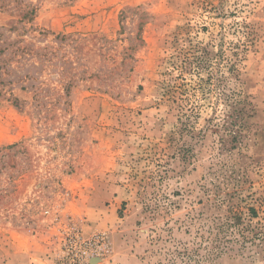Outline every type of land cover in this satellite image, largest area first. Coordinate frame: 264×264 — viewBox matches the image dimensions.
<instances>
[{
  "label": "rangeland",
  "instance_id": "rangeland-1",
  "mask_svg": "<svg viewBox=\"0 0 264 264\" xmlns=\"http://www.w3.org/2000/svg\"><path fill=\"white\" fill-rule=\"evenodd\" d=\"M229 104L240 148L199 133ZM71 227L98 264H264V0H0V264Z\"/></svg>",
  "mask_w": 264,
  "mask_h": 264
},
{
  "label": "built area",
  "instance_id": "built-area-1",
  "mask_svg": "<svg viewBox=\"0 0 264 264\" xmlns=\"http://www.w3.org/2000/svg\"><path fill=\"white\" fill-rule=\"evenodd\" d=\"M109 252L104 234L95 233L87 237L71 227L63 242L60 264H98L96 261L106 259Z\"/></svg>",
  "mask_w": 264,
  "mask_h": 264
},
{
  "label": "trees",
  "instance_id": "trees-1",
  "mask_svg": "<svg viewBox=\"0 0 264 264\" xmlns=\"http://www.w3.org/2000/svg\"><path fill=\"white\" fill-rule=\"evenodd\" d=\"M229 105L232 106L233 104L232 105L229 104ZM234 106L235 105H233V110H229L228 113L226 114L227 118H229V119L225 118V121L223 123H214V124L209 123L206 126L205 130H200V132H199L200 136L202 138H204L206 130H208V128H210L211 125L219 126L220 131H224L225 133L232 135L231 141L234 142L232 144L233 145L232 148H240V146L237 145V142L239 141V138L241 137L239 135V133H242L244 131V129L249 126V124L246 121V118H247L246 114L248 111L246 110V108L239 109L238 107H236L234 109ZM184 132L185 133H191L192 129L188 128V126L184 124V126L181 127V133H184ZM227 142L228 141L226 139L221 140L222 144H226ZM251 210H253V209H251ZM219 222L220 223H217V228L218 229L224 228L226 231L227 227L229 229V227L239 225L241 223V219L236 212H231L229 215L226 216L225 220H223L222 222L221 221H219ZM225 238L226 237L224 236L222 239H220V237L218 238V236H216V239L213 241L218 242L220 240L222 241ZM225 241H226V239H225ZM223 250H224V248H222L221 246L215 245L214 247H212L210 249L207 257L209 258L213 255L219 254V253L223 252Z\"/></svg>",
  "mask_w": 264,
  "mask_h": 264
}]
</instances>
